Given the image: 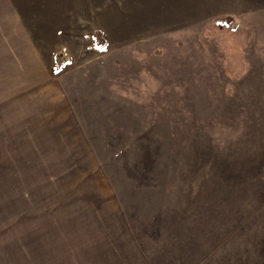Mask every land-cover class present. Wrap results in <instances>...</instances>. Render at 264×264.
Listing matches in <instances>:
<instances>
[{"label": "rangeland", "instance_id": "rangeland-1", "mask_svg": "<svg viewBox=\"0 0 264 264\" xmlns=\"http://www.w3.org/2000/svg\"><path fill=\"white\" fill-rule=\"evenodd\" d=\"M0 264H264V0H0Z\"/></svg>", "mask_w": 264, "mask_h": 264}]
</instances>
